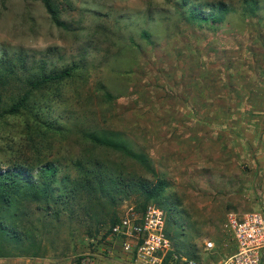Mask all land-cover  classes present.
I'll return each instance as SVG.
<instances>
[{
  "label": "rangeland",
  "instance_id": "1",
  "mask_svg": "<svg viewBox=\"0 0 264 264\" xmlns=\"http://www.w3.org/2000/svg\"><path fill=\"white\" fill-rule=\"evenodd\" d=\"M60 2L62 26L39 0H0V58L72 76L33 90L28 111L0 121V170L24 164L36 177L40 162L54 160L73 177L72 163L94 159L126 184L164 187L149 201L135 191L113 201L81 195L75 217L51 223L27 202L18 228L42 241L39 257L0 264H131L107 231L148 205L165 210L174 252L220 264L234 252L226 215L264 214V0ZM19 77L0 86V106L32 91ZM86 130L115 134L148 165L93 145Z\"/></svg>",
  "mask_w": 264,
  "mask_h": 264
},
{
  "label": "trees",
  "instance_id": "2",
  "mask_svg": "<svg viewBox=\"0 0 264 264\" xmlns=\"http://www.w3.org/2000/svg\"><path fill=\"white\" fill-rule=\"evenodd\" d=\"M39 1L44 4L52 20L58 26H62L63 24L59 18L61 15L60 0ZM191 18L199 22H206L209 19L204 16L199 17L194 12H191ZM223 18L224 13L217 19L222 21ZM211 19L215 21L213 18ZM18 62L19 67H16L8 57L2 56L0 58V86L3 87L7 83H11L13 78L18 79L20 74L19 78L23 82L22 86L25 88L28 84L32 91H24L17 98L11 99L8 106H0V121L6 117H15L28 111V103L33 96V90L48 84L57 85L64 79L72 77L69 70L58 72L54 68L48 73L44 68L37 74H31L22 64L23 59H19ZM74 69L76 68L72 70ZM24 75L28 79L27 83L24 80ZM44 126L47 128L46 131L50 133H55L60 128L58 124H45ZM83 135L86 141L95 146L119 151L141 164L148 165L146 156L133 152L125 142L113 133L105 130H86L83 131ZM72 165L73 170L77 172L76 176L73 177L70 173H64L59 162L54 160L43 162L42 164L40 162L35 168L36 177L33 176V169L24 164L14 163L9 166L8 170H0V258L11 257L17 255V253L22 254L26 258L39 257L42 241H34L33 236L27 232L24 225L21 227L22 231L18 228V225L23 222L22 218L27 219L26 212L29 205L27 202H34L36 208L42 214L41 220L44 223H51L52 220L59 221L61 214L64 212L69 214L70 217H75L73 215V203L71 202L81 195L88 196L89 199L93 197L98 200L108 195L107 199L113 201V194L119 192L123 194L124 192L127 196L135 191L141 193L144 199L149 201L158 196L164 187L162 182L154 186V188L144 186L143 183H139L138 187L126 184L125 179L109 170L107 165L94 159L77 160ZM99 202L97 201V203ZM145 208H140V212ZM117 220L111 221L110 228ZM169 227L170 223L169 219H167V235H170ZM110 228L107 231V236H109ZM8 245L15 246L14 253L4 251L5 246ZM185 257L194 259L188 255ZM170 258L171 253L166 256L163 264H169Z\"/></svg>",
  "mask_w": 264,
  "mask_h": 264
},
{
  "label": "built area",
  "instance_id": "3",
  "mask_svg": "<svg viewBox=\"0 0 264 264\" xmlns=\"http://www.w3.org/2000/svg\"><path fill=\"white\" fill-rule=\"evenodd\" d=\"M224 228L234 252L220 264H264V214L229 212ZM108 241L119 245L131 264H163L169 253V264H198L174 252L167 235L166 212L156 205H148L141 212L128 210L110 228ZM204 249H214V243L205 241Z\"/></svg>",
  "mask_w": 264,
  "mask_h": 264
}]
</instances>
